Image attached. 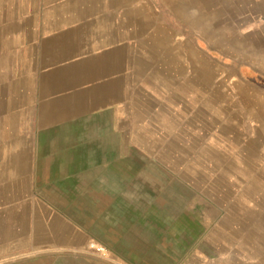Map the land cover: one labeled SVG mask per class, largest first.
<instances>
[{
    "label": "rangeland",
    "instance_id": "rangeland-1",
    "mask_svg": "<svg viewBox=\"0 0 264 264\" xmlns=\"http://www.w3.org/2000/svg\"><path fill=\"white\" fill-rule=\"evenodd\" d=\"M33 1L0 0V264H40L49 253L35 245L49 225L43 224L48 211L33 197L44 178L24 167L26 148L49 145L25 144L39 113L18 103L19 87L34 84L21 79L31 59L25 39L41 22ZM182 1H138L144 17L152 11L148 58L157 75L143 82L148 95L138 103L165 107L155 115L160 172L143 177L153 179L154 202L165 206V237L157 236L156 249L163 245L172 255L178 249L171 264H199L193 251L209 247L216 233L230 240L233 231L235 250L246 233L253 248L264 241V0ZM252 253L250 264H257ZM77 255L122 264L100 244Z\"/></svg>",
    "mask_w": 264,
    "mask_h": 264
},
{
    "label": "crops",
    "instance_id": "crops-1",
    "mask_svg": "<svg viewBox=\"0 0 264 264\" xmlns=\"http://www.w3.org/2000/svg\"><path fill=\"white\" fill-rule=\"evenodd\" d=\"M138 1H33L41 22L25 39L31 59L21 79L34 84L31 90L19 87L18 103L39 113L34 131H25V144L49 145L26 148L24 157V167L44 178L33 190L35 202L48 211V232L35 240L49 252L40 255V264L48 257L50 264H105L77 255L90 244L109 249L122 264H171V256L181 254L163 245L156 249L157 236L165 237L166 213L154 202L150 181L160 172L154 167V132L161 128L155 115L165 107L138 103L148 95L143 82L157 76L148 58L152 11L144 17ZM229 233L230 240L216 233L209 247L195 249L194 262L250 264L253 252L264 264V241L253 248L246 233L235 250Z\"/></svg>",
    "mask_w": 264,
    "mask_h": 264
},
{
    "label": "built area",
    "instance_id": "built-area-1",
    "mask_svg": "<svg viewBox=\"0 0 264 264\" xmlns=\"http://www.w3.org/2000/svg\"><path fill=\"white\" fill-rule=\"evenodd\" d=\"M93 247L96 249V251H104V249L102 247H99V246H96V245H93Z\"/></svg>",
    "mask_w": 264,
    "mask_h": 264
},
{
    "label": "bare ground",
    "instance_id": "bare-ground-1",
    "mask_svg": "<svg viewBox=\"0 0 264 264\" xmlns=\"http://www.w3.org/2000/svg\"><path fill=\"white\" fill-rule=\"evenodd\" d=\"M177 1V3H180V2H183L182 0H176ZM185 3V2H184ZM183 4V3H182ZM188 4V3H187ZM178 7V6H177ZM183 8V7H182ZM180 9H181V7H180ZM198 17V16H197ZM215 35H216V33H215ZM214 37H216V36H214ZM237 46H238V44H236Z\"/></svg>",
    "mask_w": 264,
    "mask_h": 264
}]
</instances>
